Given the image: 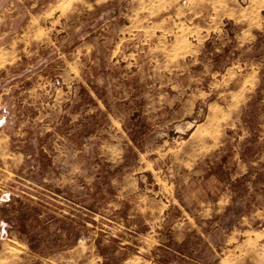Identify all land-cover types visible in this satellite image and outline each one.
I'll use <instances>...</instances> for the list:
<instances>
[{"label": "rangeland", "instance_id": "374dc122", "mask_svg": "<svg viewBox=\"0 0 264 264\" xmlns=\"http://www.w3.org/2000/svg\"><path fill=\"white\" fill-rule=\"evenodd\" d=\"M0 264H264V0H0Z\"/></svg>", "mask_w": 264, "mask_h": 264}]
</instances>
